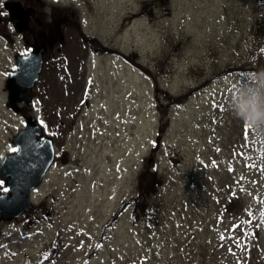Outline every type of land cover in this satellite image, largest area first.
<instances>
[{
	"label": "rangeland",
	"instance_id": "374dc122",
	"mask_svg": "<svg viewBox=\"0 0 264 264\" xmlns=\"http://www.w3.org/2000/svg\"><path fill=\"white\" fill-rule=\"evenodd\" d=\"M42 1L65 18L23 108L57 154L31 194L39 219L3 224L0 264H264V132L230 111L264 72V0ZM18 45L0 47V160L24 126L4 92ZM140 173L156 222L127 208L102 235Z\"/></svg>",
	"mask_w": 264,
	"mask_h": 264
},
{
	"label": "water",
	"instance_id": "95a60500",
	"mask_svg": "<svg viewBox=\"0 0 264 264\" xmlns=\"http://www.w3.org/2000/svg\"><path fill=\"white\" fill-rule=\"evenodd\" d=\"M19 2L8 1L6 9L14 16L19 10ZM15 69L6 76V101L15 110V103H29L27 88L33 86L40 75L42 64L40 53L31 51L25 56H16ZM24 126L13 134L12 143L19 147L17 151L3 155L0 160V177L8 176L7 185L11 188L9 198L0 197V216L10 218L13 215L31 210L28 196L29 189L41 182L47 169L51 167L54 157V145L47 137L38 142L41 124L35 122V115L30 114L24 120ZM10 210V211H9ZM9 212L6 215V212Z\"/></svg>",
	"mask_w": 264,
	"mask_h": 264
},
{
	"label": "flooded vegetation",
	"instance_id": "af4514ba",
	"mask_svg": "<svg viewBox=\"0 0 264 264\" xmlns=\"http://www.w3.org/2000/svg\"><path fill=\"white\" fill-rule=\"evenodd\" d=\"M8 1L9 0H2V3H0V47L1 49L4 50L3 47L7 45L14 46L15 44H19L18 51H16L15 56H13L15 65L17 64L16 62L17 55L25 56V54H28L31 51H37L38 53H40V57L42 61L41 65H43V63L45 62L44 59H45L46 54L49 53L52 48H54L55 38L61 33L60 24H58V22L60 18L64 20L65 14L64 16L59 15L54 21L52 19L48 20L46 19V16H45V13L47 11H45L44 8L42 7L43 6L42 0H10V2L15 1V2L20 3L19 10H17L18 12L14 14V16H11L10 12L5 7V4H7ZM78 27L80 28V25ZM80 29L82 30V28ZM59 38H60V35H59ZM80 38L82 39L81 35H80ZM14 69H15V66H14ZM5 80L6 78L4 79V84H5ZM5 87H6V84H5ZM5 87H4V92L6 94ZM26 93H28V88L26 90ZM28 95L31 100L30 93H28ZM6 98H7V94H6ZM28 104H31V101ZM28 104L21 102V101H17L15 103L14 111L17 113H20L23 116L22 117L23 124H24L25 118L28 117V115H30V113L26 114L23 108ZM31 114L35 115V122L40 123V117H39L40 115L36 114L35 112ZM42 126H41V129H42ZM45 137H47V134L43 133V131L41 130L39 137H37L38 142H40ZM47 138L51 139L53 145L56 146L51 137L49 138L48 136ZM10 142L14 146L13 149H19V147H16V145L12 143V139H10ZM13 149L10 152H14ZM56 154L57 153L55 152V147H54V157H56ZM8 180H9L8 176L0 177V197L3 196L5 198H9L10 196L11 188L7 185ZM37 186L38 184L35 187H32V189H29V192H28L30 202L33 206L31 210H23V212L18 213L17 215H13L10 218L9 217L1 218L0 216V242L2 241L3 224L12 225L14 220H19L20 222L24 223V225L31 227L33 225V222L39 219L38 212L36 211V209H38V206L36 204H33L32 202L33 198L31 196L32 191ZM8 213L9 212L7 211L6 215ZM4 245L1 244V246H4ZM9 249H10L9 250L10 252H14L15 250V249L13 250L12 248H10V246H9Z\"/></svg>",
	"mask_w": 264,
	"mask_h": 264
},
{
	"label": "trees",
	"instance_id": "16d2710c",
	"mask_svg": "<svg viewBox=\"0 0 264 264\" xmlns=\"http://www.w3.org/2000/svg\"><path fill=\"white\" fill-rule=\"evenodd\" d=\"M133 15H129L128 19L132 17ZM256 21L252 24V30H253V35H254V40L256 42H261L262 37L264 35V10L260 12V15L256 17ZM79 28V27H78ZM80 29V28H79ZM80 35L82 39L86 42H91L92 45L94 46L95 50H99L98 52H104L106 53L107 50H111L109 48H106L104 44L101 42L100 39L93 38V36H85L82 33V30L80 29ZM227 69H224L222 72H224ZM221 72V73H222ZM168 100L172 103L173 101H176V98L172 97ZM174 98V99H173ZM151 173V177H154L155 175L152 174L154 172L151 167H148V169ZM144 174L145 173H140L139 175V182L136 185V190L135 194H131L129 197L125 198V200L121 201V204L115 207L114 211L112 212V215L109 217V219L106 221L105 227H103L101 234L104 235L103 233L105 232L106 228L113 226L118 219L119 215L124 213L127 208H130V218L132 222L137 223V220L144 221V223L147 225L152 224L153 221L156 222L155 218V210L151 206H148V202L145 201V198L147 194H149L151 191H156L154 183L155 181H151L149 184L147 183V180H144ZM57 242V241H56ZM56 242H53L52 244H48L45 248V251L43 252V255L52 252L55 253L56 250L58 249L56 246Z\"/></svg>",
	"mask_w": 264,
	"mask_h": 264
},
{
	"label": "clouds",
	"instance_id": "9594fccd",
	"mask_svg": "<svg viewBox=\"0 0 264 264\" xmlns=\"http://www.w3.org/2000/svg\"><path fill=\"white\" fill-rule=\"evenodd\" d=\"M230 111L250 129L264 132V72L239 83L231 97Z\"/></svg>",
	"mask_w": 264,
	"mask_h": 264
},
{
	"label": "snow or ice",
	"instance_id": "6c2138e0",
	"mask_svg": "<svg viewBox=\"0 0 264 264\" xmlns=\"http://www.w3.org/2000/svg\"><path fill=\"white\" fill-rule=\"evenodd\" d=\"M41 124L43 125V121H41ZM246 128H249L248 125L245 126ZM18 149H13V151H17Z\"/></svg>",
	"mask_w": 264,
	"mask_h": 264
}]
</instances>
